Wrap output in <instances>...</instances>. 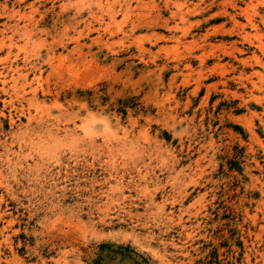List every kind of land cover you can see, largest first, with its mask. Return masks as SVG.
Listing matches in <instances>:
<instances>
[{
  "label": "rangeland",
  "instance_id": "1",
  "mask_svg": "<svg viewBox=\"0 0 264 264\" xmlns=\"http://www.w3.org/2000/svg\"><path fill=\"white\" fill-rule=\"evenodd\" d=\"M0 264H264V0H0Z\"/></svg>",
  "mask_w": 264,
  "mask_h": 264
}]
</instances>
